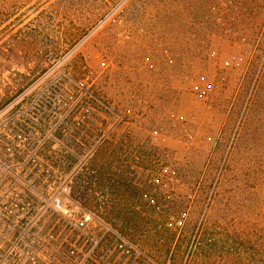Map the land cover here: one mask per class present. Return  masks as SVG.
Returning a JSON list of instances; mask_svg holds the SVG:
<instances>
[{
    "label": "rangeland",
    "instance_id": "obj_1",
    "mask_svg": "<svg viewBox=\"0 0 264 264\" xmlns=\"http://www.w3.org/2000/svg\"><path fill=\"white\" fill-rule=\"evenodd\" d=\"M66 76L124 121L87 163L50 140L48 180L157 264H264V0H0V116L67 132Z\"/></svg>",
    "mask_w": 264,
    "mask_h": 264
},
{
    "label": "built area",
    "instance_id": "obj_2",
    "mask_svg": "<svg viewBox=\"0 0 264 264\" xmlns=\"http://www.w3.org/2000/svg\"><path fill=\"white\" fill-rule=\"evenodd\" d=\"M66 78L70 102L61 104L67 132L39 135L17 118L0 116V155L20 159L0 163L5 173L0 194L10 187L14 172L28 173L25 185L38 193L31 200L33 213L0 196V264H157L95 209L71 196V179L48 180L47 173L61 170L42 158L50 140L57 152L87 163L124 121L85 81Z\"/></svg>",
    "mask_w": 264,
    "mask_h": 264
},
{
    "label": "trees",
    "instance_id": "obj_3",
    "mask_svg": "<svg viewBox=\"0 0 264 264\" xmlns=\"http://www.w3.org/2000/svg\"><path fill=\"white\" fill-rule=\"evenodd\" d=\"M87 190V189H86ZM86 190H85V192H86ZM85 192H83L84 194H85ZM75 194V193H74Z\"/></svg>",
    "mask_w": 264,
    "mask_h": 264
}]
</instances>
